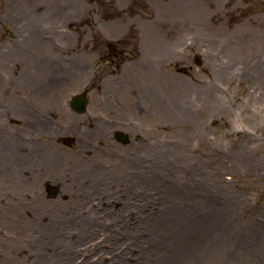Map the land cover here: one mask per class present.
Wrapping results in <instances>:
<instances>
[{"label": "rangeland", "instance_id": "374dc122", "mask_svg": "<svg viewBox=\"0 0 264 264\" xmlns=\"http://www.w3.org/2000/svg\"><path fill=\"white\" fill-rule=\"evenodd\" d=\"M0 264H264V0H0Z\"/></svg>", "mask_w": 264, "mask_h": 264}, {"label": "water", "instance_id": "95a60500", "mask_svg": "<svg viewBox=\"0 0 264 264\" xmlns=\"http://www.w3.org/2000/svg\"><path fill=\"white\" fill-rule=\"evenodd\" d=\"M86 104H87V100H86L85 94L83 93L74 95L70 99V107L75 112H78V113L85 112ZM114 137L117 141H119L122 144L128 143V136L123 134L122 132L116 131V133L114 134ZM63 141L67 144L71 143V140L69 138H64ZM48 191L51 194H56V190H54V188H48Z\"/></svg>", "mask_w": 264, "mask_h": 264}, {"label": "bare ground", "instance_id": "6f19581e", "mask_svg": "<svg viewBox=\"0 0 264 264\" xmlns=\"http://www.w3.org/2000/svg\"><path fill=\"white\" fill-rule=\"evenodd\" d=\"M145 90L149 93V95H151V90H150L149 87H147ZM182 91H183L182 88L179 89V91H178L177 89H175V91L172 93V96H175L176 94H178V92H182ZM169 93H171V91H169ZM173 94H174V95H173ZM156 102H157V104H159V105L161 106V102H160L158 96H157V100H156Z\"/></svg>", "mask_w": 264, "mask_h": 264}]
</instances>
